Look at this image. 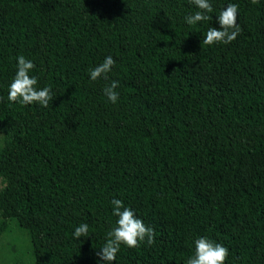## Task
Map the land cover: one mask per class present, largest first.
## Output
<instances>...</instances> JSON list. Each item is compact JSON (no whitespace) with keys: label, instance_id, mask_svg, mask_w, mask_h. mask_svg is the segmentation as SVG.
Masks as SVG:
<instances>
[{"label":"trees","instance_id":"trees-1","mask_svg":"<svg viewBox=\"0 0 264 264\" xmlns=\"http://www.w3.org/2000/svg\"><path fill=\"white\" fill-rule=\"evenodd\" d=\"M210 2L188 25L189 0H0V234L15 218L35 264H105L113 198L155 230L113 264H187L200 237L225 264H264V0ZM230 3L240 34L203 45ZM20 55L48 107L8 100Z\"/></svg>","mask_w":264,"mask_h":264},{"label":"clouds","instance_id":"clouds-1","mask_svg":"<svg viewBox=\"0 0 264 264\" xmlns=\"http://www.w3.org/2000/svg\"><path fill=\"white\" fill-rule=\"evenodd\" d=\"M189 2L198 8L194 14L187 16L188 25H196L198 22L210 21L213 13V6L210 0H189ZM252 4H258L259 0H251ZM219 28L209 27L204 39L203 45L223 44L227 45L233 42L241 32L237 23L238 5L228 4L217 15ZM116 61L112 56H107L102 63L90 70L92 81L98 79H107L112 71ZM35 68L33 61L26 59L23 55L17 58V71L14 79L9 85L8 100L22 105L39 104L42 107H48L49 103L55 98L50 86L37 88L38 80L29 73ZM119 87L118 80H112L103 89L104 95L108 101L115 104L119 99V93L116 90ZM113 215L118 217L116 227L107 233L105 244L97 255L105 264H113L121 245L128 248H138L142 242L152 245L155 242V230L146 226L142 219L138 218L134 211L125 207L120 199L113 198ZM74 238L89 236V225L80 224L75 228ZM194 255L187 260V264H225L229 250L220 243H214L207 237H200L195 240Z\"/></svg>","mask_w":264,"mask_h":264},{"label":"rangeland","instance_id":"rangeland-1","mask_svg":"<svg viewBox=\"0 0 264 264\" xmlns=\"http://www.w3.org/2000/svg\"><path fill=\"white\" fill-rule=\"evenodd\" d=\"M5 140V135L0 134V147ZM2 185L0 182V188ZM2 220L0 214V225ZM0 264H35L30 233L15 218L8 220L0 234Z\"/></svg>","mask_w":264,"mask_h":264}]
</instances>
